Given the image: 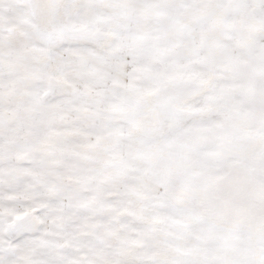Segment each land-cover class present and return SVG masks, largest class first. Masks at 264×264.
<instances>
[{"label":"snow or ice","instance_id":"obj_1","mask_svg":"<svg viewBox=\"0 0 264 264\" xmlns=\"http://www.w3.org/2000/svg\"><path fill=\"white\" fill-rule=\"evenodd\" d=\"M0 264H264V0H0Z\"/></svg>","mask_w":264,"mask_h":264}]
</instances>
